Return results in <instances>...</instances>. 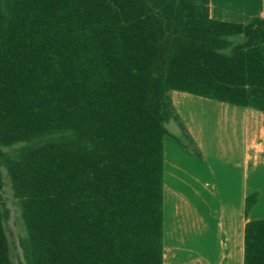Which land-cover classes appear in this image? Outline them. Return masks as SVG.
Segmentation results:
<instances>
[{
  "label": "trees",
  "instance_id": "16d2710c",
  "mask_svg": "<svg viewBox=\"0 0 264 264\" xmlns=\"http://www.w3.org/2000/svg\"><path fill=\"white\" fill-rule=\"evenodd\" d=\"M210 3L0 0V264H15L4 170L25 264H165L166 137L201 156L172 91L264 112V18ZM244 264H264V218Z\"/></svg>",
  "mask_w": 264,
  "mask_h": 264
},
{
  "label": "crops",
  "instance_id": "0c3cea01",
  "mask_svg": "<svg viewBox=\"0 0 264 264\" xmlns=\"http://www.w3.org/2000/svg\"><path fill=\"white\" fill-rule=\"evenodd\" d=\"M210 11L215 19L246 23L264 18V0H211ZM172 99L201 156L172 136L180 147L167 150L166 137L165 264H244L246 223L264 218V112L179 90ZM176 155L207 177V203L203 210L192 205V218L172 198ZM254 192L259 199L246 216L245 201Z\"/></svg>",
  "mask_w": 264,
  "mask_h": 264
},
{
  "label": "rangeland",
  "instance_id": "374dc122",
  "mask_svg": "<svg viewBox=\"0 0 264 264\" xmlns=\"http://www.w3.org/2000/svg\"><path fill=\"white\" fill-rule=\"evenodd\" d=\"M168 128L173 134L180 136L184 141H186V143H188L178 123H176L175 121H171L168 124ZM166 142L167 150L170 151L171 144L174 143L176 147L179 146L178 143L170 136L167 138ZM0 151L11 152L12 149L0 145ZM187 151L195 157L199 158L198 155L194 154L192 150ZM175 158L177 166L175 173L173 174L174 187L172 188H174V194L172 198L174 203L177 204L178 208L180 209V214L192 218L195 212L191 206L193 205L203 210L204 206L207 203L208 197L204 194L207 189V187L205 186L207 177L203 170L197 169L198 167L196 168L195 164H192L187 159L181 158L179 157V155H176L174 159ZM4 173L5 186L2 191V200L4 201L9 211V217L6 220L5 225L11 244L12 258L15 264H25L24 253L21 246V239L27 235V229L22 215V207L20 205L19 199L14 194V188L10 178L6 175V170H4ZM195 184L197 192H195Z\"/></svg>",
  "mask_w": 264,
  "mask_h": 264
}]
</instances>
